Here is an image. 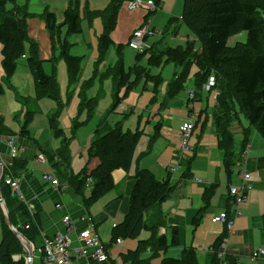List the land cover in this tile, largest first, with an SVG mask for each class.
Here are the masks:
<instances>
[{"label":"trees","instance_id":"obj_1","mask_svg":"<svg viewBox=\"0 0 264 264\" xmlns=\"http://www.w3.org/2000/svg\"><path fill=\"white\" fill-rule=\"evenodd\" d=\"M153 1L156 5L160 4V0ZM124 3L126 0H111L106 8L90 11L85 6L86 4L83 8L81 7L80 0H68L61 22H58L53 13L45 9L40 15V19L45 24L52 49L59 50L58 58H55L54 55L50 57L51 71L47 74L39 57L38 45L30 39L27 33L26 21L34 15L28 13L27 4L19 6L17 0H0V56L3 70L0 84L3 83L7 88L14 90L11 78L14 76L18 64L23 60L32 76L35 100L50 99L56 103L55 112L48 117V125L53 137L61 140L60 146L56 150H51L48 148L49 146H46V149H41V153L51 168L65 181L64 183L82 198L86 209L115 189L113 179L115 171H129L134 160L136 146L139 138L144 134V130L139 127L141 117H138L137 128L133 132L123 131L120 122L112 128H108L104 123L95 131L94 139L87 151L89 160L98 159V166L90 172L87 167H84L78 174H74L71 170L72 159L69 148L72 137L68 139L59 127L58 118L62 112L63 103L60 98L54 64L56 59L63 60L66 66L68 91L72 87H76L82 70L83 57L70 53L73 44L69 42V37L82 34L81 10L83 9V17L88 24H92L95 19L101 20L102 23V33L97 39L96 64L99 65L105 60L113 45L111 35L116 28L118 14ZM147 18L148 14L144 20ZM181 19L192 32L195 40L187 41L184 47L176 48L159 49L154 44L143 53L135 54L133 64L127 71L124 69L122 53L124 45L116 46L117 60L102 75L103 78L111 76L115 86L113 106L105 116L112 114L129 91L138 88L140 84H142L141 91L150 88L153 93L150 104H155L164 82L160 73L155 75L151 73V70L171 64L177 71L165 85L158 111L161 113L170 100L185 91L192 68H196L192 77L193 103L202 100L203 92L215 96L213 131L217 138L218 149L222 153L225 172L228 178H231V170L235 162L239 160L240 154H236L234 151V136L230 131V115L239 113L246 120L250 129L264 141V0H183ZM243 32L247 34L244 43H236L234 47L227 46L229 38ZM196 42L201 47L199 54L194 51ZM144 60L143 66L141 63ZM211 76L214 79V86L205 91L203 86ZM93 80L91 78L78 86L79 108L87 112L88 118L96 103L95 98L88 99L86 96L92 87ZM122 88L125 89V92L120 98L119 92ZM68 96H71V92L68 93ZM205 112L206 110L200 112L199 116ZM32 115L31 111L24 115V123L17 136L31 138L27 126L32 120ZM86 121L83 123L72 122V134L74 135ZM198 121L199 117L196 123ZM4 127L3 117L0 116V131ZM161 127L160 121L153 126L152 132L149 134L147 152H152L151 147L158 138ZM104 131L106 132L102 135ZM248 140L249 135L243 139L241 152L248 145ZM193 155L194 152L181 164L179 173L181 172L182 175L176 184H172L169 171L171 168L168 169V172L166 171L167 175L160 181L149 170L140 169L136 164L135 174L131 177L132 187L128 209L122 223L112 228L109 246L116 240H138L141 232L148 233L149 238L144 241L139 240L134 251H127L121 255L124 264H150L151 259L167 251L170 247L181 246L180 229L176 226L170 227V242L166 236L158 235L159 229L167 226L161 206L172 197L181 180L184 182L192 178ZM24 167L25 165H20L15 158L13 159L12 166L8 169V175L7 172H4L2 177L1 195L7 206L11 223L15 225L13 216L20 214L29 228L25 230L18 227V229L27 239L34 240L39 236L38 205L34 204L33 215H29L30 213L23 202L13 197L10 187L4 183L7 177L15 178ZM86 187H90V194L87 197L84 196ZM216 187L217 185H213L205 189L201 198L202 208L191 220L192 232L195 231L202 219V212L209 206ZM148 212H150L149 215H147ZM226 238L227 233L224 231L212 245L214 252L210 264H238L237 259L233 256L218 255L219 248ZM19 248L21 247L15 242L14 234L4 225L0 244V263L25 264L23 260L20 263L12 261V256L18 253ZM144 254H148V258L144 259ZM161 264L198 263L195 250L192 247H185L179 258H166L162 260Z\"/></svg>","mask_w":264,"mask_h":264},{"label":"crops","instance_id":"obj_2","mask_svg":"<svg viewBox=\"0 0 264 264\" xmlns=\"http://www.w3.org/2000/svg\"><path fill=\"white\" fill-rule=\"evenodd\" d=\"M110 1L111 0H80L81 7L83 8V6L86 4L85 6L90 11L102 10L108 6ZM180 1L182 9L183 3L182 0ZM67 2L68 0H17L19 6L27 4L28 13L34 15L29 17L26 21L27 33L30 39H32L38 45L39 57L43 63H48V61H50V57L56 52L57 57H59V50L52 49L50 37L49 35H47L45 24L40 19V15H42L43 11L47 9L49 12L55 15L57 20L58 17L63 18V12L66 8ZM177 2H179V0H160V13L150 16L152 26L156 31L158 30L155 25L166 23V21H169L170 18L178 19V17L181 16L182 10H177ZM80 15L82 17V36H85L87 38L86 47L90 52H93V44L97 45V37H99L102 33L101 20L95 19L92 24H88L86 19L83 17V9L81 10ZM145 16L146 14L138 15L127 13L124 10L119 11L115 30L123 26V28L127 30L128 41L132 31L139 27L142 23H144ZM169 16L171 17L169 18ZM62 18H60L58 22H61ZM167 24H164L165 28ZM175 24L172 25L173 29L175 28ZM181 27L179 29H181ZM31 29L34 30V35L31 34ZM179 33L180 30L176 32V34L172 33V30H170V32H164L162 34V39L152 41L157 46V48L163 49L165 47H184L187 41H191L194 39V37L190 38L189 36L178 37L180 36ZM167 37L174 38V40L178 43L184 42V44H179L175 47L163 46V40ZM112 41L113 43L115 42L114 39ZM69 42L73 44V48L71 50H73L76 46H78V44L81 43L79 37H75V39H72ZM120 44H122V42H120ZM54 57L57 58L55 55ZM142 65L144 66V64ZM0 70V79H2L1 77L3 76V70L1 68V56ZM19 71H21L23 75L29 74L28 71L25 73L24 69L21 70L19 68L14 76H16ZM194 73H192L191 71V76H193ZM28 83H30L29 78ZM166 83L164 82L163 87H165ZM11 84L14 90L10 88L6 90L12 92L13 94V99L11 102L6 96V91L3 90V88L0 90V116L3 117L5 125V127L2 128L3 130L0 131V156L6 155L9 157V151L6 147L4 139L9 135H14L15 147L17 149L15 159L20 165H25V167L21 169L16 176L20 178L19 190L23 196V204L26 206L28 213H30V207L32 208L33 213L34 204L38 205L39 211V236L34 240L27 239L28 242L32 245L33 249V264L41 263L39 251L42 246L43 236L51 238L58 233H64L62 218L67 214L72 217L78 229L83 226L82 224L77 222L78 218L85 216V214L89 215V218H91V220L97 226V233L101 242L104 244V247L107 248L109 256L108 262H96L94 260H90L89 264H124L121 260V255L125 254L127 251H134L137 248L139 240L144 241L149 238L148 233V235H145V237H142V235L140 234L138 240H122L118 244L113 243L111 246H109L112 228L122 223L128 209L129 196L132 187L131 177H133L136 170L134 160L131 165V168L133 166V174H130V168L125 177L123 175L121 176V178L123 177L126 179L125 183L121 182L125 184L122 193H108L107 195L103 196L97 203H95V209H86L83 205L82 198L80 200V196L77 195L71 187L67 185L62 187V185L65 184V181L51 168L48 162L41 163L38 161V156L43 155L41 153V149H46V146H49V149L56 150L60 146L61 140L59 141V144H56L52 140L54 137L48 125V117L50 116L51 111L55 109V106L48 103L45 107L43 106L42 109L40 102L36 101L34 98L36 103H32L33 110H26V108H24V105L26 104L27 98H29V96L25 97L21 95L19 90L20 88L14 81H11ZM79 85H77L76 87H72L69 91L67 89L66 92L67 95L69 92H71V96L68 97L67 101H70V104H73V108L80 104L78 98ZM163 87L160 90V93L157 97V102L155 104H150L153 93L152 91H150V88L147 89L152 93V97L149 99L148 106H152L154 108L152 110L154 113L156 112V114H159V105L164 95L165 88ZM191 90H193L192 82L190 87L186 88L184 92L180 93L173 100H170L167 104V107L163 111H161V117L157 118V122L160 121L162 123V127L158 136V140L155 142L156 144L151 152V159H153L152 164L147 165L145 161L141 162L140 165L138 164L139 168L149 170L155 176V178L160 181L165 178L168 169L172 167V164L168 162L172 157L174 159L176 155V153L174 154L173 149H171L172 155H165V153L158 147H170L169 141L164 137L163 130H171L173 132V137L174 135H176V141L179 139V129L181 125L185 123L187 116V110L185 107V103L188 100L187 92ZM73 97H75V99L77 100L75 103H73ZM87 98L93 99L94 94L89 92ZM214 98L215 96H213L212 94L203 92L202 100L200 102L193 103V107L195 110L194 112L198 115L199 121L195 127L194 137L192 139L194 152V160L191 165L192 180L187 181L183 186L181 185V183L178 184V189L179 187H181V190L177 192V189L172 197L161 206V210L166 220L167 226L160 228L158 231V235L166 236L168 242H170V227L176 226L180 229L181 246L170 247L167 251L160 253L157 257L151 259L150 264H161L162 260L166 258L177 259L180 257L181 252L185 247H192L195 250L198 264H210L214 252L212 249V245L215 243L217 238L224 233V231L227 233V229L224 228V226L218 223H212L211 219L222 212H225L226 214L233 213L234 205L228 195L226 183H228V180H231V183L236 184L240 175L239 172L243 170H246L250 173V183H252V190L247 195L246 203L241 206V217L236 219L234 229L224 240L227 246L225 252L220 253L219 248L218 255L233 256L237 259L238 264H258L253 263L252 257L255 251H257L259 248H264V141L259 138L258 134L250 129L244 118L241 119V122L235 121L232 124L230 130L233 133L234 139L237 140L236 142L234 141V151L236 154H240V156L239 160L235 162V165L231 170V178H228L224 169L222 153L217 148V139L213 131L215 122L213 119V107L215 106ZM16 100L22 101L23 107L20 106L16 102ZM61 101H63V97ZM15 102L18 105H16ZM196 105H199V108L195 107ZM127 107L131 108V111L133 110L130 105H127ZM204 110H206V112L199 116V113ZM29 111L33 112V115L31 116V122H33L34 120V114L40 117L45 138L36 137L33 134V131L29 130L30 124L27 126V129L29 130L31 138L26 139L25 137L17 136L22 124L24 123V115ZM112 113L123 115V112H120L119 107H117L116 110ZM108 117L109 116H105L104 118L106 120L104 123H106L108 128L114 126L119 122L122 126L123 120H119V118L110 120V122L112 121L111 126H108ZM6 118H8L9 122L13 123L14 125H11ZM146 123H150V115H148ZM97 128L95 129V131L97 130ZM95 131L93 132L91 141H93L94 139ZM90 133L92 134V132ZM144 134H146L145 130ZM248 135L249 140L248 145H246L247 148L245 147L246 150L244 149V151L241 152L243 139ZM72 146L73 142L70 145L71 159ZM89 146L90 144L88 145L87 142L84 141L83 147L86 151L85 159L82 155L83 148L78 149V153L76 155L79 156V158L75 157L74 160L72 159L71 170L74 174H78L84 167H87L88 171L90 172L98 166L99 161L97 158H92L90 160L88 158L87 151ZM76 158L78 159L77 162ZM82 158L84 160L80 161ZM75 163V167L77 168V170H74L72 165H75ZM2 165L4 176V172H6L10 167L7 163H3ZM47 174L51 175L52 179L57 180L58 182L60 181L58 183V187H52L50 183L43 180V176ZM115 174L119 173L114 172L113 178L116 177ZM180 174L181 172L177 173L175 178L173 177V175H171V177L174 178L172 180V184L177 183V180L180 178ZM213 185H217V187L215 188L214 194L210 199L209 206L202 212V219L199 221V224L196 227L195 231L192 232L191 220L196 215L197 211L202 208L203 204L201 198L205 192V189ZM89 188L85 189V197L89 196L90 194ZM17 200L20 201L18 198ZM57 204H60L61 208L57 209ZM97 211L100 212L97 213ZM90 212L96 215L94 217H91ZM5 214V208L0 204V244L2 242L3 227L4 225L8 227L5 221ZM13 217H15V227H21L23 226V224H26L25 220L20 214ZM74 244H77V241L75 239ZM143 258H148V254H144ZM84 261L85 260H74L72 264H82V262ZM259 264H264V262H260Z\"/></svg>","mask_w":264,"mask_h":264},{"label":"rangeland","instance_id":"obj_3","mask_svg":"<svg viewBox=\"0 0 264 264\" xmlns=\"http://www.w3.org/2000/svg\"><path fill=\"white\" fill-rule=\"evenodd\" d=\"M182 3H183V0H182ZM160 5L161 4H157V5L155 4L156 9L154 11H150L149 15H155V14L160 13V10H161ZM123 10L126 11L127 13H132V14H138V15L147 14V12L145 10H128L126 3H124L122 5V7L120 8V11H123ZM177 10H182L180 0H179V2H177ZM171 16H169V18ZM181 16H182V13H181ZM181 16L178 17V19L170 18V20H173V22H170V20L169 21L167 20L166 23H161L159 25H155L157 27V30H158L157 32L164 33V32H170V30H172V33H176L180 30V33H179L180 36H178V37L189 36L190 38H193L192 32L183 24ZM60 18H62V17H58V20ZM167 22H168V24H167ZM164 24H167L166 28H165ZM174 24H175V28L173 29L172 25H174ZM144 26H145V24L142 23L139 27H137L135 30H133L128 41H127V34H128L127 30L125 28H123V26H121L119 29L117 28V30H115L114 33L112 34V40L114 39L115 42L113 43L112 47L110 48L105 60L102 63H100L99 65L96 64V59H97V45L96 44H93V52H90L89 49L86 47L87 38L85 36L83 37L82 34H79V35H72L69 37V41H71L72 39H75V37H79V39L81 41V43L78 44V46H76L70 52L72 55L83 57V61L81 64L82 71H81V74L79 76V81H78L77 85H79V84L81 85L84 81H86L88 79H91V78L94 79L92 87L86 93L87 97H88L89 92L93 93L94 98L96 99V103H95L93 112L91 113V116L89 118L87 116V112L84 109L79 108V104H78V106H75L73 108V104H70V101H67L69 96L66 94L67 89H68V82H67V76H66V66H65L62 59H56L55 60L54 65H55V71H56V80H57V83H58V86L60 89V98L62 99V97H63V101H62L63 108H62V112L58 118V121H59L60 128L65 132V136L68 139H70L72 137L71 141H70V145L73 142V146H72V159L73 160L75 159V157L79 158V156L76 155L78 153L79 148L80 149L83 148L82 155H83V158L85 159L86 151L83 147L84 141H86L88 145L91 143L93 132L95 131V129L98 126L104 124V122L106 121L104 119L105 115L107 114V112L109 111L111 106H113L112 104H113V100H114L115 86L113 85L112 77L108 76V77L103 78L102 75L106 72V70L110 66H113L117 60L116 46L119 45L120 42H122L121 45H124V48L122 51L123 59H124V67L126 70H128V68H130L133 64L135 54L143 53L146 49H149L150 47H152L154 45L152 40L156 41V40L162 39L161 34H159L153 38L150 36L146 37L145 38L146 48L142 52H138V51L134 50L133 48H131L130 42H131V39L133 37V33L136 32L137 30L141 29ZM147 26L149 28H151L150 24H147ZM180 27H181V29H179ZM31 34L32 35L35 34L33 29H31ZM47 35H48V33H47ZM246 38H247V34L245 32H243L239 35L233 36V37L228 39L227 46L234 47V45L236 43H239V42L244 43L246 41ZM97 39H98V37H97ZM163 43H164V44H162L163 46H170V47H175L179 44L180 45L184 44V42H181V43L176 42L174 40V38H171V37L165 38L163 40ZM198 45H199V43L197 42L196 46H198ZM0 48H1V45H0ZM54 55L57 57V52ZM141 64H144V61H142ZM43 67L45 68V72L47 74H49L51 71V63L49 61H48V63H43ZM19 68L21 70L24 69L25 73L28 71V68L25 65V62L23 60L20 61V63L18 64L16 72ZM195 71H196V68L192 70V73H194ZM16 72H15V74H16ZM175 72H176V69L171 64L165 65L159 69L153 68L151 70L152 74L160 73L162 75L163 82H165V83L169 82L173 78ZM0 73H1V70H0ZM29 74L23 75L21 73V71H19V73L16 76L12 77L13 79L11 78V81H14L16 84H18V86L20 88L19 90H20L21 95H23L25 97L29 96V98H30V100H29V98H27V101H26V104L24 105V108H26V110L27 109L33 110V104L32 103H36V101L34 100L35 92H34V86L32 84L33 83L32 78H31V75H29ZM192 77L193 76H191V74H190V78L188 79V81L186 83V88L190 87L191 82L193 83ZM28 78L30 79V83H28ZM0 81H1V79H0ZM0 86H1V89L3 88V90H5V91L8 90V88L5 84L1 83ZM141 87H142V84L138 88L129 91V93L126 95V97H124L122 102L118 105V107L120 108V112H123V115L114 114V113L109 114L107 122H108V126H111L112 121L110 122V120H115V119L119 118V120H123L122 121V130L123 131H127V130L135 131V129L137 128L138 116H141V123H140L139 127H140V129H144L146 134H143L139 138V141H138V144H137L136 150H135L134 164L140 165L141 162L145 161L147 165H150V164H152L153 159H151L152 153L147 152L149 149V134H151V131L153 129V125L157 122V118L161 117V114L160 113L156 114V112L154 113L152 110L154 108L152 106H148L149 99L152 97V93L149 90L141 91ZM163 88H165V87H163ZM124 92H125V89L122 88L119 92V95L122 97L124 95ZM6 96L8 97V100L11 102L13 99L12 92L6 91ZM73 99H74L73 103H75L77 100L75 99V97H73ZM16 102L20 106L23 107L22 101L16 100ZM39 102L41 104L42 109H43V106L45 107L48 103L54 105L55 109L53 111H51V114L53 112H55L56 103L54 101H52L50 99H43ZM17 103H16V105H18ZM12 105H14V104H12ZM127 105H130L133 108V110L131 111V108L127 107ZM198 106L199 105H196L195 107L199 108ZM108 107H109V109H108ZM182 111H184V110H182ZM148 115H150V123H146ZM184 115H185V112H184ZM230 117H231V126L235 121L241 122V119H243V117H241L239 115V113L236 115H230ZM6 119L9 122V119L8 118H6ZM84 121H86V123L84 125L80 126L77 129L75 135H73L72 134V126H73L72 122H84ZM187 121H189L188 116H186L185 122H187ZM228 121L230 122V120H228ZM173 123H174V120H173ZM10 124L14 125L13 123H10ZM42 126L43 125H42V121L40 120V117L38 115L34 114V120H33V122L30 123L29 130L33 131V134L36 137L45 138V135L43 134ZM231 126H230V129H231ZM111 127H113V126H111ZM163 131H164V137L169 141L171 148L170 147H162V146H158V147L165 153V155L166 154L172 155L171 149H173L174 154L176 153V155H175L174 159L172 157L168 163L172 164L171 168H175L178 165L177 154L180 151L181 143L179 142V139L176 141V135H174V137H173V132L171 130L164 129ZM90 132H92V134ZM105 132L106 131H104L102 133V135ZM192 139H191L190 143H191V146L193 147V140ZM52 140L56 144H59V141H60L59 139L53 138ZM157 140H158V138L156 139V141ZM234 141L236 142L237 140L234 139ZM155 142L153 143L151 150L154 149V146L156 144ZM70 145H69V148H70ZM217 148H218V145H217ZM142 154L144 156H141ZM77 158H76V162L78 160ZM83 158L80 161L84 160ZM72 165H73L74 170H77V168L75 167L76 163H75V165L74 164H72ZM132 169H133V166H132L131 171H130L131 175L133 174ZM140 169H142V168H140ZM6 172L8 175V170ZM115 172H118L119 174H115L116 177L113 178L114 183H115V189L113 191H111L110 193L118 192V194H121L124 187H125V184H123L121 182L125 183V180H126L123 177L121 178V176L123 175L125 177L127 172H125L124 170H117ZM239 173H240V175L238 177V181L236 184L231 183L230 182L231 180H228V183H226L228 195H229L232 203H235L236 197L231 195V189L232 188H240L242 186V183L244 182L243 177L245 174L249 175V181H250V173L249 172H247L246 170H243ZM117 175H119V176H117ZM181 175L182 174H180L179 176L181 177ZM171 179L173 180L174 178L171 177ZM179 180H180V178L177 180V182ZM190 180H192V179H189L187 181H190ZM187 181L183 182L181 180V185L183 186ZM4 183L6 184V182H4ZM88 188L89 187H86L85 189H88ZM85 189H84V195L86 194ZM177 189H178V187L176 188V190ZM180 190H181V187H179L177 192H179ZM80 200H81V197H80ZM244 203H242V204H244ZM95 207L96 206L94 204L90 208L95 209ZM91 212H94V211H91ZM91 212H90L91 217H94L96 214L94 215ZM99 212L100 211H97V213H99ZM5 213H6V211H5ZM149 214H150V212L147 213V215H149ZM226 216H227L228 221H230L232 223L231 229L233 230L236 219L241 217V212L239 211V213H237V212H234L231 214L229 213V214H226ZM84 217L89 218V215L85 214ZM212 223H214V222H212ZM215 223L221 224L226 229L228 228L227 223H221V222H215ZM12 226L20 235H22L27 240V238L22 234L21 230L18 229L17 226L15 227L13 224H12ZM26 226H28V225L23 224V226H21V227L23 229L27 230ZM85 226L86 225H83L78 230L84 229ZM7 228L9 231H11L9 229V227H7ZM95 230L97 232L96 224H95ZM227 233H228L227 234V236H228L231 233V231L229 232L227 230ZM97 235H98V233H97ZM141 235H142V237H145V235H148V234L145 232H141ZM14 237H15V242H17L21 248L18 249V253L14 254L15 257L12 256V261L16 262V263H20L21 260H23L24 263L26 264L27 254L25 253L23 246L20 243V240L15 235H14ZM127 240H132V239H126V241ZM223 243L225 244V242H223ZM225 246H226V244H225ZM226 247L224 248V252L226 250ZM260 250H264V248H259L257 251L254 252L253 263L259 264L260 262H264V256H261V254L259 252Z\"/></svg>","mask_w":264,"mask_h":264},{"label":"built area","instance_id":"obj_4","mask_svg":"<svg viewBox=\"0 0 264 264\" xmlns=\"http://www.w3.org/2000/svg\"><path fill=\"white\" fill-rule=\"evenodd\" d=\"M126 5L129 10L142 9L147 13L156 9L153 0H126ZM144 24V27L133 33V37L130 42V47L138 52H142L146 48V37H154L157 34L156 31L147 26V24H150L149 20L146 19ZM213 86L214 79L211 76L204 86V90L206 91ZM187 94L188 102H186L185 106L188 111L189 121H187L180 127L179 138L181 148L178 153V165L175 168H171L172 174H176L179 172L182 162L192 152L190 141L194 132L195 122L198 115L193 110V92L190 91ZM4 142L9 151V156L14 158L17 153V149L15 147V138L12 136H7L4 139ZM38 161L41 163H45V156L39 155ZM19 180V177H7L5 182L6 185L10 187L12 196L18 198L23 202V196L19 190ZM43 180L50 183L52 187L59 186V182L52 179L51 175H44ZM243 180L244 182L242 183V186L240 188L231 189V195L236 197V201L235 203H233V213H239V211L241 212V206L246 203L247 195L252 190V183H250L249 181L248 174L244 175ZM56 208H61V205L57 204ZM29 211L32 215L33 213L31 207L29 208ZM77 222L86 225L85 228L78 230L77 225L73 221L72 217L67 214L62 218L64 233H58L51 238L43 236L42 246L39 251L41 264H72L74 260H85L84 262H82V264H89L90 260H94L96 262H108V252L106 251L104 244L101 242L99 236L97 235L95 224L91 220V218L82 216L78 218ZM211 222L227 223V230L229 232L232 231V223L228 221L225 212H222L219 215L213 217L211 219ZM26 228L28 229L29 226H26ZM74 239L77 241V244H74ZM116 243H120V240H117ZM225 247V244L222 243L220 246V253L224 252ZM259 252L261 256H264V250H260Z\"/></svg>","mask_w":264,"mask_h":264},{"label":"water","instance_id":"obj_5","mask_svg":"<svg viewBox=\"0 0 264 264\" xmlns=\"http://www.w3.org/2000/svg\"><path fill=\"white\" fill-rule=\"evenodd\" d=\"M12 162H13V159L10 156L9 157L6 155L0 156V204L5 208V211H6L5 221H6L7 226L13 232V234L20 240V243L22 244L23 249H24L25 253L27 254L26 264H33V249L29 250L27 248L26 244L29 245L31 248H32V245L13 228V226L10 222V217H9L8 212H7L6 205H5L3 197L1 195V179L3 176V165L2 164L7 163V164H9L8 166L11 167Z\"/></svg>","mask_w":264,"mask_h":264},{"label":"bare ground","instance_id":"obj_6","mask_svg":"<svg viewBox=\"0 0 264 264\" xmlns=\"http://www.w3.org/2000/svg\"><path fill=\"white\" fill-rule=\"evenodd\" d=\"M62 186H66V184H64V185H62ZM13 197H14V196H13ZM25 244H26V243H25ZM26 246H27V248H28L29 250L32 249L29 245L26 244Z\"/></svg>","mask_w":264,"mask_h":264},{"label":"clouds","instance_id":"obj_7","mask_svg":"<svg viewBox=\"0 0 264 264\" xmlns=\"http://www.w3.org/2000/svg\"><path fill=\"white\" fill-rule=\"evenodd\" d=\"M187 116H188V111H187ZM196 125H197V124H195V127H196ZM195 127H194V129H195Z\"/></svg>","mask_w":264,"mask_h":264}]
</instances>
